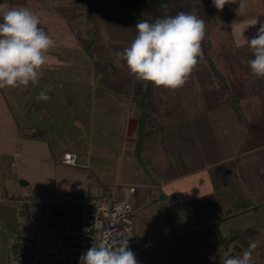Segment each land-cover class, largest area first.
<instances>
[{"label": "crops", "instance_id": "1", "mask_svg": "<svg viewBox=\"0 0 264 264\" xmlns=\"http://www.w3.org/2000/svg\"><path fill=\"white\" fill-rule=\"evenodd\" d=\"M258 29L253 28L256 33L246 36L242 44ZM201 46L206 52L196 65V72L203 74L199 77L203 78L200 103L192 102V97L181 103V98L190 94H184L180 87L175 95L180 104L177 101L176 105L175 100L162 97L167 88L153 86L151 102L137 110L143 122L140 125V119L135 118V134H129L127 126V134L134 140L123 153L130 156L137 152L150 162L146 171L140 168L141 188H137L133 203L138 205L137 211L153 205L162 211L160 220L149 215L148 232H137L133 250L137 264H220L222 258L240 256L250 242L257 244L251 264H264V78L251 82V88L238 90L235 81L233 85L226 82L225 88L216 72L229 63L221 59L225 46L219 45L218 50H212L208 42ZM246 51L253 59L252 50ZM5 89L8 93L13 88ZM12 108L0 89V227L9 237L1 264L7 263L9 246L20 235L19 230L29 227L19 207L30 192L45 201L66 198L87 185L86 165L92 169L88 163L81 169H70L62 193L36 189L27 194L21 181L28 185L38 180L27 169L45 160V154L50 158L48 140L43 136L44 123L40 133L27 125L19 126ZM46 162L56 166L51 160ZM14 178L19 184L13 187ZM141 199L143 204H139ZM158 221L162 230L157 234Z\"/></svg>", "mask_w": 264, "mask_h": 264}, {"label": "rangeland", "instance_id": "2", "mask_svg": "<svg viewBox=\"0 0 264 264\" xmlns=\"http://www.w3.org/2000/svg\"><path fill=\"white\" fill-rule=\"evenodd\" d=\"M244 4V11L238 14V3L226 4L223 11H219L212 2L187 0L181 11L204 20L205 36L201 43L212 44V50H218L221 44L225 46L221 59L229 63L216 72L219 71L224 87L226 82L235 81L238 90L251 88V82L258 81L251 79L250 74L253 75L246 69L250 58L246 50L250 47L247 40L244 44L241 41L255 34L252 29L257 30L264 23V0H244ZM0 5L5 8L24 7L38 14L39 26L55 42L47 53L50 64L42 68L39 85L34 87L30 83L27 87L7 91L13 105L11 112L17 115L14 116L17 124L27 125L40 133L44 123L43 136L46 135L48 140L50 158L47 159L48 154H45V160L28 167V173L38 180L25 185V192L28 194L39 189L62 193L68 180L65 174H69L70 169L85 167L86 163L92 165L101 181L133 184L140 189V168L146 171L150 162L137 152L130 156L123 152L134 140L127 134L129 121L139 118L141 125L142 116L137 110L143 103L148 105L151 102L150 93L155 84L134 79L126 62L117 53L130 46L137 35L135 25L139 20L154 21L158 17L176 15L171 5L166 0H0ZM196 71L195 66L181 86L184 94H190L181 98V103L189 102L187 100L191 97L194 99L192 102L200 103L203 78L199 77L203 74ZM141 86H144L142 92L138 91ZM45 88L50 89L47 93L50 99L37 100V95ZM178 89H168L162 97L165 101H173ZM177 101L180 104L178 99L174 104L177 105ZM65 151L78 153L80 163L73 167L62 165L60 159L62 161ZM46 160L55 162L56 166ZM17 183L19 181L14 178L13 187ZM61 198L56 196L52 200ZM142 202L141 199L139 204ZM133 206L136 232L150 230L149 215H157L160 220L162 211L159 207L153 205L137 211L138 205L133 203ZM157 223L158 234L162 229L159 221ZM26 230L27 227L20 229V234ZM5 234L0 227V264L5 260L9 241Z\"/></svg>", "mask_w": 264, "mask_h": 264}, {"label": "clouds", "instance_id": "3", "mask_svg": "<svg viewBox=\"0 0 264 264\" xmlns=\"http://www.w3.org/2000/svg\"><path fill=\"white\" fill-rule=\"evenodd\" d=\"M212 3L219 11H223L226 4L238 3V14L245 8L244 0H212ZM40 23L39 15L28 8L0 5V89L27 87L30 83L34 87L39 85L42 68L50 64L47 53L55 43ZM135 29L137 35L130 46L117 53L126 62L129 74L136 80L170 90L183 86L198 64V58H203L204 20L179 12L154 21L139 20ZM247 42L254 56L248 62L251 73L254 78L262 79L264 23ZM49 90H41L37 100H49ZM256 247L255 242H250L240 256L222 258L220 264H251ZM80 264H137V260L126 240L119 247L95 243L81 255Z\"/></svg>", "mask_w": 264, "mask_h": 264}, {"label": "built area", "instance_id": "4", "mask_svg": "<svg viewBox=\"0 0 264 264\" xmlns=\"http://www.w3.org/2000/svg\"><path fill=\"white\" fill-rule=\"evenodd\" d=\"M62 163L78 165V156L65 152ZM87 185L66 198L41 200L35 192L23 200L19 212L29 225L10 244L6 264H80V257L96 243L119 247L128 241L135 250L138 235L131 219L137 187L102 183L89 165Z\"/></svg>", "mask_w": 264, "mask_h": 264}, {"label": "trees", "instance_id": "5", "mask_svg": "<svg viewBox=\"0 0 264 264\" xmlns=\"http://www.w3.org/2000/svg\"><path fill=\"white\" fill-rule=\"evenodd\" d=\"M167 1V3L169 4V5H171V9H172V11L174 12V13H179V12H181L183 9H184V5H185V1H187V0H166ZM203 1H209V2H212V0H203ZM201 48H202V50H203V53L205 54V52H206V47L205 46H201ZM205 51V52H204ZM6 91V89H2V93H3V98L5 99V101L7 102V104L8 105H10V95H9V93H6L5 92ZM18 92V91H17ZM13 111H15V110H13ZM16 113L15 112H13V115L15 116V117H17V115H15Z\"/></svg>", "mask_w": 264, "mask_h": 264}, {"label": "water", "instance_id": "6", "mask_svg": "<svg viewBox=\"0 0 264 264\" xmlns=\"http://www.w3.org/2000/svg\"><path fill=\"white\" fill-rule=\"evenodd\" d=\"M136 127H137V119H135V118L130 119L129 124H128V133L129 134H135ZM27 183L28 182L26 180L21 181V184H23V185H26Z\"/></svg>", "mask_w": 264, "mask_h": 264}]
</instances>
